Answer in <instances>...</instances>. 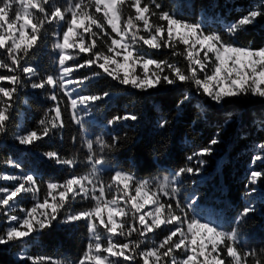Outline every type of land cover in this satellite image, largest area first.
Returning a JSON list of instances; mask_svg holds the SVG:
<instances>
[{"label":"snow or ice","instance_id":"snow-or-ice-1","mask_svg":"<svg viewBox=\"0 0 264 264\" xmlns=\"http://www.w3.org/2000/svg\"><path fill=\"white\" fill-rule=\"evenodd\" d=\"M48 4L49 0H0V54L6 55V60L0 59V69H6L9 73L0 75V81L11 85L0 86V134L7 131L14 95L20 87L30 86L34 90L50 88V93L46 95L53 102L37 128L16 133L14 139L19 145H33L52 134L55 129L64 128L62 104L67 106L72 113V120L79 125L82 121L78 118V108L82 106L86 110L90 103L109 95L108 92L103 95L79 93L78 86L90 77L75 80L72 74L85 66L95 65L103 74L121 85L141 91L170 86L177 82H189L196 93L208 97L216 104L231 97L251 95L264 98V47L244 46L235 40L241 30L264 18V0L237 20L225 24V34L205 33L201 22L187 21L174 13L164 11L158 0H71L69 7L62 9L54 6L51 10L46 7ZM93 7L95 12L89 11ZM129 9L134 10V15ZM67 13L71 14L70 19ZM97 13H102V18ZM151 17H156L159 22H152ZM54 21L66 24V29L62 31V40L58 38L54 44V49L58 50L59 76L40 75L34 67L24 65L22 61L37 45L44 25ZM138 22H142V30L147 35L140 34ZM105 24L111 28L115 37L105 30ZM57 36L59 37V33ZM98 41H103L106 51L98 50ZM177 41L185 46V59L188 61L186 70L168 60L145 58L141 51V42L149 48L159 49L174 48ZM69 49L78 50L76 55L88 54L89 58L83 64L69 66L66 62L75 59L74 55L67 52ZM176 54L173 52V55ZM137 64L142 68V73L136 72ZM150 66H154L155 70L150 71ZM20 72L27 79V84L21 79ZM100 74L96 72L93 76ZM74 84L77 88L70 87ZM60 94L67 97V101L62 100ZM191 99L192 93L185 92L183 99L177 104V109L182 110V106ZM137 119L135 113L126 112L113 116L105 127ZM230 122V119L226 120L225 125ZM171 123L172 120L161 115L156 127L163 134ZM195 123L194 120L193 124ZM259 125L264 129V121H260ZM120 142L118 135H112L110 141L103 136H96L95 141L88 138L85 166L90 167L91 171L85 175L70 174L62 182L47 181L43 202L21 209L25 213L23 218L10 214L15 206V198L21 193L38 194L40 182L34 174L0 176L3 180L19 181L12 189H2L4 195L0 197V206H3V214L10 224L6 230L0 232V245L21 240L33 232L49 227L69 201L79 198L92 200L94 204L87 209L67 214L64 222L85 221L90 233L89 242L78 260H69L64 264H122L120 258L123 261H132L137 255L142 258L143 264H168L169 259L171 264H229L222 255L225 250L226 256L231 258L230 264H264V259L259 257L256 249L243 253L238 250L237 227L221 230L211 222H202L203 216L211 215L213 210L201 208L195 193L181 199V177L184 174H202L207 164L204 157L211 155L213 146L221 143L219 131L209 140L207 146L186 156L190 164L161 180L150 178L139 181L122 168L104 170L105 156ZM258 149L252 158V165L257 161H264V142L258 144ZM43 155L54 159L58 165L73 168L76 166L74 160L63 158L55 151H48ZM10 163L17 168L21 167L15 161ZM105 175L110 182H106ZM262 177L264 171L250 167L245 196L255 191L251 185H255ZM153 186L156 188L155 192L151 191ZM113 188L116 195L107 199ZM133 188L135 195H129ZM164 197L168 198L167 201ZM121 201L124 206H121ZM146 205L152 206L151 211L142 212ZM255 211L254 204L246 202L235 218V224L238 226ZM137 223L139 227L136 226ZM162 225L173 227L158 244L146 251L140 250L142 241L127 239L133 234L143 237L155 229H160ZM99 226L107 233L106 246L98 232ZM117 236L125 237L127 242L117 240ZM180 250H183V258L178 260L173 254ZM259 251L264 253V249ZM19 259L30 261L31 264H46V261L48 264H61L60 261H48L45 257L33 258L23 253L19 255Z\"/></svg>","mask_w":264,"mask_h":264},{"label":"trees","instance_id":"trees-1","mask_svg":"<svg viewBox=\"0 0 264 264\" xmlns=\"http://www.w3.org/2000/svg\"><path fill=\"white\" fill-rule=\"evenodd\" d=\"M158 2L164 11L174 13L179 18L201 22L205 33L225 34V24L237 20L249 9L260 4L261 0H158ZM70 3L71 0H49L46 7L49 10L54 6L64 9L69 7ZM89 11L95 12V8H90ZM128 11L134 15V10ZM33 12L35 13V10ZM97 15L102 18V13ZM67 17L70 19L71 14L67 13ZM126 18L125 15L124 19ZM150 19L152 22H159L156 17ZM138 23L140 34L147 35L142 30V22ZM65 29L66 24L63 22L46 23L41 30L37 45L24 57L22 64L34 67L40 75L58 76L54 44L57 33L62 35ZM94 30L99 32L98 29L94 28ZM105 30L115 37L106 24ZM85 37L87 38V34ZM104 39L107 40V37ZM235 40L244 46L264 47V18L241 30ZM98 46V50L106 51L103 41H98ZM184 49L185 46L178 41L174 48L159 49L149 48L141 42V51L145 58L168 60L186 70L188 61L185 59ZM67 52L75 56L74 60L66 62L69 66L83 64L89 58L88 54L76 55L78 50L75 49H69ZM173 52L177 54L173 55ZM0 59L6 60V55L0 54ZM152 70L155 68L153 67ZM96 72L101 74L93 76ZM136 72L142 73L138 65ZM4 74L9 73L6 69H0V75ZM19 75L27 84L24 74L20 72ZM84 77L90 79L78 86L80 94L103 95L104 92H108L109 95L90 103L86 110L79 107L78 118L82 121L79 125L72 120V113L67 106L62 104L65 127L55 129L52 134L29 146L19 145L14 136L18 131L23 132L38 127L45 112L53 106V102L46 95L51 89L34 90L30 86L18 89L9 112L7 131L0 134V176L4 173L34 174L40 182V191L37 195L43 200L47 191V181L62 182L70 174L85 175L91 171L90 167L85 166L88 138L95 141L96 136H103L110 141L112 135H118L121 142L113 151L107 153L104 167L122 168L139 181L150 178L157 180L190 164L186 156L207 146L209 140L219 131L221 143L213 146L214 151L211 155L204 157L207 164L202 174L199 176L184 174L181 177V199L195 193L201 208L213 210L210 216L221 230L238 228L236 247L241 253L256 249L259 257L264 259V253L259 251L264 249V177L255 185H251L255 189L254 192L249 196L244 194L252 158L259 151L258 144L264 142V129L259 125L260 121H264V98L247 95L225 98L221 104H216L208 97L196 93L189 82H177L174 85L141 91L121 85L103 74L95 65L85 66L72 74L75 80ZM0 86L11 87L6 81H0ZM72 87L77 88V85L74 84ZM57 91L59 93V90ZM185 92H191L192 99L182 106V110H178L177 104L183 99ZM60 95L62 100L67 101V97ZM126 112L135 113L138 119L105 127L113 116L123 115ZM161 115L172 120L163 134L156 127ZM229 119L231 122L225 125V121ZM194 120L195 124H193ZM96 148L98 151V146ZM48 151H55L63 158L74 160L76 166L73 168L56 164L54 159L43 155ZM10 161H15L21 167L13 166ZM253 166L256 170L264 171V161H257ZM105 179L106 182H110L106 175ZM5 187L6 184L0 179V190ZM114 195H116L115 188L106 198L111 199ZM167 199L164 198L165 201ZM246 202L254 204L256 211L237 226L234 222L235 218ZM172 203L174 204L175 201ZM93 204L92 200L79 198L69 201L61 209L57 220L49 227L33 232L29 237L21 240L0 245V264H31L30 261L15 258V255L21 253L33 258L45 257L48 261H60L61 264L69 260H78L89 242L88 227L84 221L65 223V217L69 213L87 209ZM29 205L30 203L26 207ZM121 206L124 204L121 203ZM128 207L130 208V205ZM3 213L4 208L0 206V232L6 229L7 217ZM136 226L139 227L138 223ZM172 227V225H162L160 229H155L143 237L133 234L127 239L142 241L140 250L146 251L154 244H158ZM98 232L102 235L106 246L107 233L101 226L98 227ZM116 239L127 242L125 237L117 236ZM173 255L177 259L181 258L182 250L174 252ZM222 255L230 264L231 258L226 256V250ZM120 260L122 264H143L142 258L138 255L132 261H123V258ZM168 264H171L170 259Z\"/></svg>","mask_w":264,"mask_h":264},{"label":"rangeland","instance_id":"rangeland-1","mask_svg":"<svg viewBox=\"0 0 264 264\" xmlns=\"http://www.w3.org/2000/svg\"><path fill=\"white\" fill-rule=\"evenodd\" d=\"M61 39L62 40V35H59V37L58 36H56V38H55V43H56V41H57V39ZM118 38V37H117ZM55 55H56V63H57V67H58V76H59V66H58V50H55ZM138 66H139V64H137ZM154 66H150V71L152 70V68H153ZM142 69V68H141ZM143 71V70H142ZM122 75V74H121ZM70 87H72V85L70 86ZM82 107V106H81ZM250 167H254L253 165H251ZM250 167H249V172H248V175H249V173H250ZM255 168V167H254ZM104 170H108V168H106V167H104ZM104 170H102V171H104ZM114 174V173H113ZM3 175H10V176H22V175H20V174H12V173H4V174H2V176ZM168 175H170V174H168ZM164 176H162V177H160V178H158L157 180H161L162 178H163ZM5 184H6V187L5 188H7V189H12V188H14L15 186H16V184L19 182V181H13V180H3V179H1ZM5 188H3V189H5ZM151 191L152 192H155L156 191V188H155V186H153L152 188H151ZM4 195V193H3V191L2 190H0V197H2ZM129 195H135V191H134V188H133V191H131L130 190V193H129ZM164 198H166L167 199V197H164ZM31 202H32V204H31ZM37 202H43V200H40L39 199V197H38V195L37 194H33V193H31V192H29V193H21V194H19L16 198H15V206L10 210V214H14V215H17V216H19V217H21V218H23V216H24V212H22L21 211V209H28V208H31V207H33L34 205H35V203H37ZM30 203V205H29V207H26V205L27 204H29ZM121 203H123V201H121ZM151 205H146L145 206V209H142L141 211L142 212H144V211H151ZM105 216H106V214H105ZM81 221H83V220H81ZM85 222V221H84ZM150 222V221H149ZM202 222H211V223H213L214 225H216V226H218L217 225V223L216 222H214L213 221V219L211 218V216L210 215H204L203 216V219H202ZM65 223H73V222H65ZM86 223V222H85ZM9 224H10V222L8 221V219H6V228L9 226ZM87 225V224H86ZM102 227V226H101ZM103 228V227H102ZM185 228H186V226H185ZM6 230V229H5ZM90 234V233H89ZM107 236V235H106ZM210 247V246H209ZM24 254V253H23ZM103 254V253H102ZM19 255L20 254H17V255H15V258H17L18 260H20L19 259ZM181 258H183V250H182V256H181ZM181 258H179V259H181ZM178 259V260H179Z\"/></svg>","mask_w":264,"mask_h":264}]
</instances>
